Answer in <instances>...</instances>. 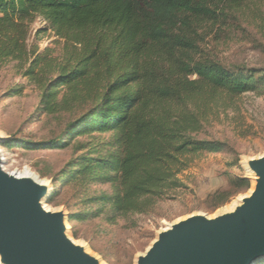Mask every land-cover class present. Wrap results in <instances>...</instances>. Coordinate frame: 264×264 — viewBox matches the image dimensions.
Listing matches in <instances>:
<instances>
[{"label":"trees","instance_id":"1","mask_svg":"<svg viewBox=\"0 0 264 264\" xmlns=\"http://www.w3.org/2000/svg\"><path fill=\"white\" fill-rule=\"evenodd\" d=\"M39 18L60 55L29 45ZM247 26L264 31V0H0V65L16 63L39 91V117L73 118L60 138L23 147L64 150L110 135L109 149L81 158L66 183L110 185L112 194L92 202L113 221L146 213L183 186L179 176L194 160L224 147L195 137L210 104L264 90V74L226 68L213 54Z\"/></svg>","mask_w":264,"mask_h":264},{"label":"rangeland","instance_id":"2","mask_svg":"<svg viewBox=\"0 0 264 264\" xmlns=\"http://www.w3.org/2000/svg\"><path fill=\"white\" fill-rule=\"evenodd\" d=\"M248 33L220 44L214 57L224 67L264 74V31L247 26ZM61 42L42 19L31 26L29 45L47 47L60 55ZM212 44L211 47H215ZM217 49V48H216ZM215 50V48H214ZM261 72V74H260ZM22 89L20 95L13 91ZM240 96H220L210 104L199 140L224 144L219 153L205 154L180 174L183 186L155 201L146 213L109 219L102 202H92L103 193L112 194L110 185L67 184L65 176L83 157H98L109 147L110 135L77 138L64 150H29L23 143H46L64 133L72 117H39V91L16 69V63L0 65V151L9 173L29 172L51 190L43 206L50 212H64L67 235L101 264H136L158 235L170 225L192 216L216 218L249 194L255 174L249 162L264 157V90ZM13 143V147L7 143ZM66 173V174H65ZM248 187V188H247ZM82 215L83 220H73ZM264 261V260H263ZM262 261L257 264H261Z\"/></svg>","mask_w":264,"mask_h":264},{"label":"water","instance_id":"3","mask_svg":"<svg viewBox=\"0 0 264 264\" xmlns=\"http://www.w3.org/2000/svg\"><path fill=\"white\" fill-rule=\"evenodd\" d=\"M249 168L256 175V187L240 207L216 218L198 215L175 223L136 264L263 261L264 157L250 161ZM49 189L7 172L0 151V264H101L69 238L64 212L45 209Z\"/></svg>","mask_w":264,"mask_h":264},{"label":"bare ground","instance_id":"4","mask_svg":"<svg viewBox=\"0 0 264 264\" xmlns=\"http://www.w3.org/2000/svg\"><path fill=\"white\" fill-rule=\"evenodd\" d=\"M17 174V173H16ZM17 175H19V176H23V177H28V178H30V179H32L34 182H36V183H39L40 185H43L44 183L42 182V181H40L36 176H34L33 174H31V173H29V172H24V173H22V174H17ZM255 177H256V175H255ZM255 187H256V183H255V186L250 190V192H249V194L248 195H246V196H243L240 200H238V202H236L233 206H232V208H230V209H227L226 211V213H230V212H234L238 207H240L242 204H243V201H244V199H246L247 197H249L250 195H252V193L255 191ZM50 192H51V190L49 189L48 190V192H47V194H46V196H48V195H50ZM45 196V197H46ZM44 202V201H43ZM208 219H211V218H208ZM182 221V220H181ZM179 222V221H178ZM173 225L174 224H172V225H170V227H169V229H171L172 227H173ZM74 244H76L75 242H74ZM77 245V244H76ZM264 257V256H263ZM256 262H254L253 264H255ZM257 264V263H256Z\"/></svg>","mask_w":264,"mask_h":264}]
</instances>
